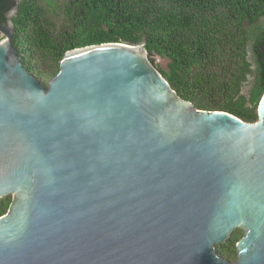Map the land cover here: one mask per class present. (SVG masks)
<instances>
[{
    "label": "water",
    "instance_id": "95a60500",
    "mask_svg": "<svg viewBox=\"0 0 264 264\" xmlns=\"http://www.w3.org/2000/svg\"><path fill=\"white\" fill-rule=\"evenodd\" d=\"M0 24V264H264L259 119L201 110L146 42L69 50L43 85ZM237 260L219 254L235 230Z\"/></svg>",
    "mask_w": 264,
    "mask_h": 264
},
{
    "label": "trees",
    "instance_id": "16d2710c",
    "mask_svg": "<svg viewBox=\"0 0 264 264\" xmlns=\"http://www.w3.org/2000/svg\"><path fill=\"white\" fill-rule=\"evenodd\" d=\"M14 8V45L24 67L45 86L69 50L145 41L151 62L180 97L201 110L259 119L264 0H0V24ZM12 201L11 194L0 198V217ZM243 231L219 244V254L236 261Z\"/></svg>",
    "mask_w": 264,
    "mask_h": 264
},
{
    "label": "rangeland",
    "instance_id": "374dc122",
    "mask_svg": "<svg viewBox=\"0 0 264 264\" xmlns=\"http://www.w3.org/2000/svg\"><path fill=\"white\" fill-rule=\"evenodd\" d=\"M4 39H5V36L0 32V42H2ZM157 63H158L160 66H163V67L166 66V60L163 59V58H161V57H158V58H157ZM249 88H250V85L247 86L245 89H246V90H247V89L249 90ZM244 234H245V232L243 231L242 235H244Z\"/></svg>",
    "mask_w": 264,
    "mask_h": 264
},
{
    "label": "flooded vegetation",
    "instance_id": "af4514ba",
    "mask_svg": "<svg viewBox=\"0 0 264 264\" xmlns=\"http://www.w3.org/2000/svg\"><path fill=\"white\" fill-rule=\"evenodd\" d=\"M250 54H251V51H250ZM253 67L255 68V65H253ZM254 77V76H253ZM252 76H250V79H252L253 78Z\"/></svg>",
    "mask_w": 264,
    "mask_h": 264
}]
</instances>
